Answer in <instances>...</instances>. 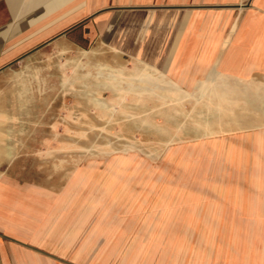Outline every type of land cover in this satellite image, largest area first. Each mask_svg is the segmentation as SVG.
Wrapping results in <instances>:
<instances>
[{"label":"crops","instance_id":"1","mask_svg":"<svg viewBox=\"0 0 264 264\" xmlns=\"http://www.w3.org/2000/svg\"><path fill=\"white\" fill-rule=\"evenodd\" d=\"M48 53L85 62L87 90L142 107L170 155L263 163L264 0H0V264H264V237L199 238L264 209L260 191L157 177L149 192L94 168L52 180Z\"/></svg>","mask_w":264,"mask_h":264},{"label":"rangeland","instance_id":"2","mask_svg":"<svg viewBox=\"0 0 264 264\" xmlns=\"http://www.w3.org/2000/svg\"><path fill=\"white\" fill-rule=\"evenodd\" d=\"M44 57L49 141L44 144L45 168L49 167L52 180L63 182L77 169L94 168L100 179L138 183L144 177L148 183H154L133 186L135 190L147 188L155 192L159 186L156 178L165 177L197 190L260 191L264 201V162L204 165L197 151L193 152L195 155L185 150L170 155L160 143L169 137H164L162 129L154 125L146 112H141L142 107L137 110L119 105L117 91L86 89L83 61L70 62L69 56L60 53ZM76 67L78 75L71 77L70 70L74 72ZM40 147L39 144L41 152ZM35 163L42 166L41 159ZM229 220V227L200 230V240L264 237V209L230 212Z\"/></svg>","mask_w":264,"mask_h":264},{"label":"bare ground","instance_id":"3","mask_svg":"<svg viewBox=\"0 0 264 264\" xmlns=\"http://www.w3.org/2000/svg\"><path fill=\"white\" fill-rule=\"evenodd\" d=\"M62 45H63V43H62ZM60 46H61V43H60ZM96 48H97V47H96ZM66 49H67V48H66ZM92 50H93V49H92ZM97 50L99 51V49H97ZM97 50H96V51H97ZM98 51H97V52H98ZM64 54H65V53H64ZM94 54H95V53H94ZM97 54H98V53H97ZM87 56H88V55H87ZM92 56H93V55H92ZM94 56H95V55H94ZM97 56H98V55H97ZM95 57H96V56H95ZM74 58H75V57H74ZM83 58H84V57H83ZM93 59H94V58H93ZM82 60H83V59H82ZM76 61H77V60H76ZM84 63H85V62H84ZM87 63H88V62H87ZM82 64H83V63H82ZM73 65H74V64H73ZM84 65H85V64H84ZM139 73H140V72H139ZM139 73H138V74H139ZM138 74H137V75H138ZM146 78H148V77H146ZM149 78H150V77H149ZM151 78H152V77H151ZM143 79H144V78H143ZM146 82H147V81H146ZM148 83H149V82H148ZM150 84H151V83H150ZM148 88H149V87H148ZM149 89H150V88H149ZM89 90H90V89H89ZM103 103H104V102H103ZM103 110H104V109H103Z\"/></svg>","mask_w":264,"mask_h":264}]
</instances>
